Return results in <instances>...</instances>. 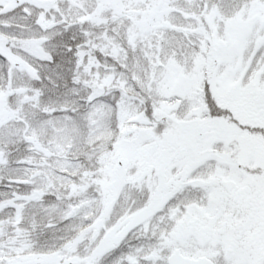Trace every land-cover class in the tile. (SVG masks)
<instances>
[{
    "label": "snow or ice",
    "instance_id": "obj_1",
    "mask_svg": "<svg viewBox=\"0 0 264 264\" xmlns=\"http://www.w3.org/2000/svg\"><path fill=\"white\" fill-rule=\"evenodd\" d=\"M0 264H264V0H0Z\"/></svg>",
    "mask_w": 264,
    "mask_h": 264
}]
</instances>
